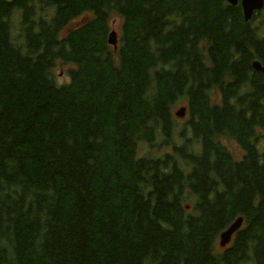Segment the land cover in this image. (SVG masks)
I'll return each instance as SVG.
<instances>
[{
    "label": "trees",
    "instance_id": "1",
    "mask_svg": "<svg viewBox=\"0 0 264 264\" xmlns=\"http://www.w3.org/2000/svg\"><path fill=\"white\" fill-rule=\"evenodd\" d=\"M254 61L264 8L0 0V264H264Z\"/></svg>",
    "mask_w": 264,
    "mask_h": 264
},
{
    "label": "water",
    "instance_id": "2",
    "mask_svg": "<svg viewBox=\"0 0 264 264\" xmlns=\"http://www.w3.org/2000/svg\"><path fill=\"white\" fill-rule=\"evenodd\" d=\"M231 6H235L237 0H226ZM241 8L243 12V19L245 22H248L254 11H261L264 8V0H241ZM108 44L111 45L114 49L117 46V35L115 31H111L108 35ZM252 68L255 72H259L264 81V65L258 61L252 63ZM186 107L181 106L175 112L174 116L178 119H183L186 116ZM243 223V218H236L228 228L222 231L219 235V247L224 248L231 242L232 236L236 231H238Z\"/></svg>",
    "mask_w": 264,
    "mask_h": 264
},
{
    "label": "rangeland",
    "instance_id": "3",
    "mask_svg": "<svg viewBox=\"0 0 264 264\" xmlns=\"http://www.w3.org/2000/svg\"><path fill=\"white\" fill-rule=\"evenodd\" d=\"M89 18H90V15H82L80 17H77V18H75L74 20H72L69 23V26L67 27V29L69 30V29L75 28V27L83 24L84 22H86ZM111 21H112V23H111L112 24V27H111L110 31H115L116 33H120L121 32V22H120V18L113 15L111 17ZM66 70H67V67L66 66H60V67H58L55 70V75H56V78H57V81L58 82H63L64 83V82H67L68 81V76L66 75ZM178 107H180V106H177V107H175L173 109V113L178 109ZM183 120L184 119H178L177 125L179 127L182 125ZM228 147H230L232 150H237L238 149L237 146L234 143L228 144ZM143 148H145V146L144 145H140V154L143 152ZM161 152L162 153L163 152H166V150L164 148H162V151ZM218 239H219V236H218ZM218 239H217V245H218ZM220 249H222V248H220Z\"/></svg>",
    "mask_w": 264,
    "mask_h": 264
},
{
    "label": "flooded vegetation",
    "instance_id": "4",
    "mask_svg": "<svg viewBox=\"0 0 264 264\" xmlns=\"http://www.w3.org/2000/svg\"><path fill=\"white\" fill-rule=\"evenodd\" d=\"M225 1H226V0H225ZM227 4H229V3L227 2ZM232 7H238V8L240 9L241 15H242V17H243V12H242V8H241V0H237L236 5H235V6H232ZM257 13H258V11H254L252 17H253L254 15H256ZM252 17H251V18H252Z\"/></svg>",
    "mask_w": 264,
    "mask_h": 264
},
{
    "label": "bare ground",
    "instance_id": "5",
    "mask_svg": "<svg viewBox=\"0 0 264 264\" xmlns=\"http://www.w3.org/2000/svg\"><path fill=\"white\" fill-rule=\"evenodd\" d=\"M228 227H229V226H228ZM228 227H227V228H228Z\"/></svg>",
    "mask_w": 264,
    "mask_h": 264
}]
</instances>
